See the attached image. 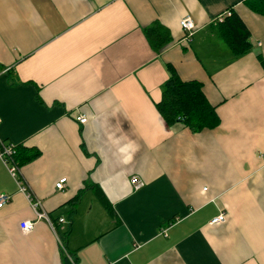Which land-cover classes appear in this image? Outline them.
I'll return each mask as SVG.
<instances>
[{"label": "crops", "instance_id": "obj_1", "mask_svg": "<svg viewBox=\"0 0 264 264\" xmlns=\"http://www.w3.org/2000/svg\"><path fill=\"white\" fill-rule=\"evenodd\" d=\"M245 1L0 0V140L38 153L19 182L0 160V264H264V17ZM227 12L251 35L240 57L217 36ZM155 22L170 36L159 53ZM166 64L202 84L219 126L165 125Z\"/></svg>", "mask_w": 264, "mask_h": 264}, {"label": "trees", "instance_id": "obj_2", "mask_svg": "<svg viewBox=\"0 0 264 264\" xmlns=\"http://www.w3.org/2000/svg\"><path fill=\"white\" fill-rule=\"evenodd\" d=\"M245 5L252 12L264 17V0H246ZM215 26L218 38L227 45L235 57L243 56L249 52L251 35L237 14L231 12ZM144 35L155 53H159L170 41L168 32L156 22L144 29ZM258 60L264 70V59L258 56ZM165 67L169 78L163 86L160 102L155 105L165 125L168 128L179 125L191 132H200L219 126L220 119L215 107L208 102L202 84L198 81H183L172 65L166 64ZM37 155V151L27 149L22 145H15L13 159L20 168L35 159ZM94 191L102 207L109 215H113L112 207L100 189L96 188ZM78 199L79 196H76L73 202ZM51 221L56 227L58 220ZM67 254L68 256L63 255L62 264H75L70 253Z\"/></svg>", "mask_w": 264, "mask_h": 264}, {"label": "built area", "instance_id": "obj_3", "mask_svg": "<svg viewBox=\"0 0 264 264\" xmlns=\"http://www.w3.org/2000/svg\"><path fill=\"white\" fill-rule=\"evenodd\" d=\"M230 12H227L225 16H229ZM223 17H219L216 21L221 22L223 20ZM180 27L185 33V40H189L194 32V22L190 16H185L180 20ZM76 121L79 124H85L87 122V118L82 115L76 118ZM14 155H15V145L11 143H6L5 141L0 140V160L3 162V164L8 169L9 174L19 182V167L14 162ZM66 178H61L59 181L55 183V189L57 191H63L66 185ZM17 182V183H18ZM130 184L133 186L135 190L140 189L143 186V182L136 176L131 177ZM19 189L22 192L27 193L30 201L32 202V208L35 212L36 219H44L50 227L53 229L54 225L52 221L48 218L47 214L41 210V205L38 200H34L33 197L27 192L26 188L21 186L20 183ZM11 197L7 194H0V208L7 205L10 202ZM60 223L63 222V219H60ZM225 222V217L223 214L217 216L212 220V224H220ZM34 227V222H23L20 224V228L24 233H27L31 231Z\"/></svg>", "mask_w": 264, "mask_h": 264}]
</instances>
